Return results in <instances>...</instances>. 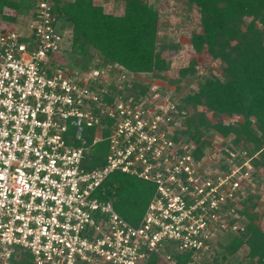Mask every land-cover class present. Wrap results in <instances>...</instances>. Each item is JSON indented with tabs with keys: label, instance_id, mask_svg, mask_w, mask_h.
I'll list each match as a JSON object with an SVG mask.
<instances>
[{
	"label": "built area",
	"instance_id": "1",
	"mask_svg": "<svg viewBox=\"0 0 264 264\" xmlns=\"http://www.w3.org/2000/svg\"><path fill=\"white\" fill-rule=\"evenodd\" d=\"M55 2L37 0L28 32L0 21V264L23 251L35 264L202 261L244 231L259 153L217 133L225 146L198 157L176 93L135 92L118 63L69 60L73 28L57 29ZM102 140L105 163L90 168ZM116 171L155 186L139 224L104 197Z\"/></svg>",
	"mask_w": 264,
	"mask_h": 264
},
{
	"label": "trees",
	"instance_id": "2",
	"mask_svg": "<svg viewBox=\"0 0 264 264\" xmlns=\"http://www.w3.org/2000/svg\"><path fill=\"white\" fill-rule=\"evenodd\" d=\"M124 14L116 15L105 10L95 0H56L55 13L65 18L73 28V45L70 58L82 67L96 63H118L139 75L148 73L160 76L168 72L171 64L164 57L167 50L178 49L177 44L160 43V10L150 0H124ZM37 0H0V21L20 23L35 14ZM201 15V31L190 35L194 55L188 66L178 71L179 82L199 75L197 56L207 52L219 60L222 72L201 80L198 90L188 94L178 104L180 110L189 105L194 109L203 106L216 115L240 116L242 120L228 123L212 122L206 112L188 119L181 132L197 143L196 155L201 157L212 139L204 137L203 128L214 129L229 138L231 146L259 153L254 162L258 168L257 181L264 174V0H189ZM100 57L102 62L94 58ZM131 88L144 93L149 84L134 80ZM97 130H92L95 134ZM107 135V132H104ZM92 141V140H91ZM108 141L102 140L92 147L90 168L103 165ZM106 200L134 224L141 218L155 192L154 184L129 174L116 171L105 182ZM256 206V203H252ZM132 210V212L130 211ZM247 214V210L245 211ZM258 215L248 212L244 231L231 235L223 254L212 259L214 264H233L230 258L247 244L249 252L238 264H264V230L258 224ZM176 264H189L190 254L176 255ZM152 254L147 264H162ZM10 264H35L28 251L16 253Z\"/></svg>",
	"mask_w": 264,
	"mask_h": 264
},
{
	"label": "rangeland",
	"instance_id": "3",
	"mask_svg": "<svg viewBox=\"0 0 264 264\" xmlns=\"http://www.w3.org/2000/svg\"><path fill=\"white\" fill-rule=\"evenodd\" d=\"M155 4V7L160 10V31L159 38L161 45L163 44H177L179 47L177 50H167L164 52V57L171 64V68L168 72L160 76H154L148 73H140L137 75V80H141L145 84H149L148 91H159L161 93L172 94L178 97L179 103L181 99L185 98L188 94L195 93L198 90V85L201 80L212 75H220L222 72L219 60L213 59L207 52L199 54L197 56L199 75L193 76V78H186L179 82L178 71L188 66L191 56L194 55V49L191 45L190 35L194 31H201V15L197 8L189 2V0H150ZM96 3L101 4L105 7L107 12L122 15L125 10L124 0H95ZM27 20L24 22L16 23V26L21 31H27L25 28ZM68 21L63 17L57 25V29L63 30L69 27ZM69 60L74 64H80L70 58L71 51L67 55ZM94 60L100 63L102 62L100 57L94 58ZM155 89V90H153ZM175 96H172L174 99ZM183 110V109H182ZM183 115V122L186 123L188 119L197 116V113L205 111L207 118L212 122L224 121L226 123L234 120H242L240 116L229 117L227 115H216L212 111L206 110L203 106H199L194 109L191 105L185 108ZM184 127H186L183 124ZM204 137L212 139L217 146H225L226 143H221L220 140H216L215 136L217 132L214 129L203 128ZM234 139V135L227 139V143L231 144ZM232 145V144H231ZM214 147V148H215ZM211 148V147H209ZM258 173V172H257ZM144 181V180H143ZM254 196L256 199H252V203L255 202L256 206L249 205L247 210V219L245 223H248V212L255 213L258 215V224L264 230V174L257 183L255 188ZM132 212V210H130ZM236 234H226L223 241L213 250V252L205 257L202 261L196 264H214L212 259L219 253L222 255L224 252V246L228 243L229 237ZM249 246L243 245L237 254L230 258L231 263L238 264V262L247 255L249 252ZM177 258V257H176ZM162 264H169L163 261ZM226 264V263H223Z\"/></svg>",
	"mask_w": 264,
	"mask_h": 264
}]
</instances>
